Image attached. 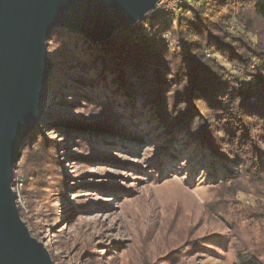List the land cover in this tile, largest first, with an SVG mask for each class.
<instances>
[{
  "label": "rangeland",
  "instance_id": "374dc122",
  "mask_svg": "<svg viewBox=\"0 0 264 264\" xmlns=\"http://www.w3.org/2000/svg\"><path fill=\"white\" fill-rule=\"evenodd\" d=\"M163 6V15H180L179 0ZM158 24L164 28L168 22ZM162 44L173 53L184 50L173 31ZM224 67L243 74L236 66ZM88 76L96 77L92 70ZM67 83L62 80L65 87L50 95L39 123L56 146V165L47 168L38 163L36 150L24 151L13 179L21 217L55 264H236L239 254L253 252L264 260L263 224L253 195L215 185L208 169L192 168L195 150L184 138L173 147L179 150L174 162L168 157L173 142L167 141L169 149L163 146L160 133L140 117L141 106L138 111L124 106L119 96L125 121L136 118L134 129L147 139L130 138L124 129L112 132L109 145L63 134V120L86 130L100 111L75 99L76 90ZM94 92L106 100L103 92Z\"/></svg>",
  "mask_w": 264,
  "mask_h": 264
},
{
  "label": "trees",
  "instance_id": "16d2710c",
  "mask_svg": "<svg viewBox=\"0 0 264 264\" xmlns=\"http://www.w3.org/2000/svg\"><path fill=\"white\" fill-rule=\"evenodd\" d=\"M178 16L148 18L155 23L146 20L103 44L56 30L47 42L55 65L51 97L65 87L66 79V85L76 90L75 99L100 108L88 129H75L76 123L67 119L63 120L67 126L60 129L68 137L107 145L114 143L112 132L120 129L130 138H141L134 129L136 118L128 120L132 128L115 97L136 111L139 104L140 117L160 133L166 141L163 146L169 149L171 141L173 148L186 139L195 150L189 158L192 168L208 169L215 185L254 196L264 235V0H191ZM161 21L168 24L160 28ZM169 31L183 41V52L173 53L162 44ZM224 64L243 74L231 73ZM89 70L95 78L88 76ZM96 89L104 93L105 101L98 99ZM52 115L47 121L52 122ZM45 135L39 124L22 153L36 150L38 163L50 168L56 165V146ZM178 153L173 148L168 157L176 162ZM18 168L19 162L13 179ZM260 247L264 250V240ZM256 253L239 254L236 264H264Z\"/></svg>",
  "mask_w": 264,
  "mask_h": 264
},
{
  "label": "water",
  "instance_id": "95a60500",
  "mask_svg": "<svg viewBox=\"0 0 264 264\" xmlns=\"http://www.w3.org/2000/svg\"><path fill=\"white\" fill-rule=\"evenodd\" d=\"M162 0H0V264H55L23 221L13 175L46 115L55 68L47 42L63 29L96 44L153 17Z\"/></svg>",
  "mask_w": 264,
  "mask_h": 264
},
{
  "label": "built area",
  "instance_id": "2783aa9c",
  "mask_svg": "<svg viewBox=\"0 0 264 264\" xmlns=\"http://www.w3.org/2000/svg\"><path fill=\"white\" fill-rule=\"evenodd\" d=\"M165 1H168V0H162L159 4H158V6H157V8H156V12H155V14L153 15V18H157V17H159V16H162L163 14H165L166 13V11H167V9L163 6V3L165 2ZM185 2H188L187 0H179V10H181V6L185 3ZM177 11H175V14L177 15V13H176ZM168 13V12H167ZM13 190H14V192H15V189H14V186H13ZM16 193V192H15Z\"/></svg>",
  "mask_w": 264,
  "mask_h": 264
}]
</instances>
